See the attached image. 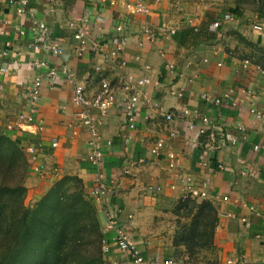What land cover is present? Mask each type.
<instances>
[{"label": "crops", "instance_id": "obj_1", "mask_svg": "<svg viewBox=\"0 0 264 264\" xmlns=\"http://www.w3.org/2000/svg\"><path fill=\"white\" fill-rule=\"evenodd\" d=\"M18 1L21 4L13 6L9 0H0V130L21 148L40 142L46 165L60 168L61 176L83 180L85 192L98 210L106 263L127 264L123 252L113 245V232L107 228V214L118 206L122 208L121 222H126L130 214L134 216L129 231L145 257L192 264L187 256L176 253L172 232L165 230V221L173 216L171 211L176 201L184 198V180L190 178L198 183L207 181L212 196L228 198L211 200L217 211L215 254L197 264H227L228 260H233V264H264V241L255 237L264 236V150H254L256 145L264 146V75L256 65L230 50L221 34L209 30L217 19L207 6H202L204 2L200 7L189 3L191 0H147L150 12L142 15L127 9V2L132 0ZM98 14L106 21L99 29H92L88 52L78 57L77 44L72 39L76 22ZM34 20L46 23L52 38L65 50V62L91 93L98 89L102 74L111 78L116 87L125 74L134 77L146 74L151 79L145 91L149 98L158 100L161 111L149 109L147 102H142L136 129L127 126L120 105L104 118L99 126L100 147L105 156L100 171L87 159L89 130L78 124V108L71 100L73 87L63 79L54 87L44 80L39 103V116L44 121L41 132L21 129V121L15 127H8L16 124L17 115L30 108L26 93L39 72L29 63L47 61L56 68L62 63L51 52L30 47L34 41ZM119 24L125 26L127 36L121 54L123 66L118 61H105L91 50L94 43L118 37L115 27ZM20 26L25 27L24 37L18 34ZM146 29L152 33H144ZM10 64L6 72L1 71ZM168 64L175 69L169 70ZM146 65L150 68L144 69ZM96 67L102 68L103 73H98ZM45 71L40 69L41 73ZM180 92L182 98L178 96ZM225 93L234 96L239 109L217 106L202 98L206 94L220 97ZM252 107L261 111L263 119L251 114ZM184 108L191 110L190 119H198L194 130L188 129L187 121L171 124L164 117ZM148 113L150 119L146 117ZM203 117H208L211 125L200 136ZM173 124L182 134L176 140L167 135ZM159 138L166 140L167 147L154 155L150 149ZM53 141H58L56 149L51 147ZM202 151L222 164L224 170L201 167ZM169 152L179 159L175 169L169 168L166 156ZM25 157L24 184L30 195L40 198L50 184L31 172L32 163L27 154ZM141 159L145 161L140 162ZM243 162L257 169L259 176L243 174ZM124 168L130 173L125 175ZM99 172L108 182H116L117 187L105 198L96 200L93 189ZM149 185H159L162 191L151 194L145 190ZM172 185L176 188L172 189ZM245 203L247 206L242 207ZM249 206L256 211L249 210ZM231 213L246 217L249 227L244 231L239 219L229 216ZM156 214L161 216L157 228Z\"/></svg>", "mask_w": 264, "mask_h": 264}, {"label": "built area", "instance_id": "obj_2", "mask_svg": "<svg viewBox=\"0 0 264 264\" xmlns=\"http://www.w3.org/2000/svg\"><path fill=\"white\" fill-rule=\"evenodd\" d=\"M90 1V0H87ZM9 3L13 6L21 4L18 0H9ZM112 4H114L112 2ZM126 7L132 14H142L146 15L150 12V8L147 0H132L128 1ZM234 19L232 14L224 15L220 20L214 21L209 30L213 33H216L219 27L223 23L230 22ZM106 21L105 17L101 14L96 15L94 18L83 17L79 22H76L77 26L75 27V31L73 33L72 39L76 42L77 46L75 49V53L78 57L85 56L88 52V46L91 43V32L94 28H100L102 24ZM34 41L32 47L37 51H49L52 55L57 56L61 59L62 63L59 68L53 67L49 62L44 61H34L30 62V66L38 71L36 78L30 83L26 96L30 100V108L28 112H23L19 115V121H21L23 127L21 129L26 130L31 133H39L44 129V121L39 116V103L42 97L44 80H48L50 86L54 87L57 85L61 79L69 82L73 87L72 93V103L78 108V112L76 113V120L78 124L85 126L89 130L90 137L88 139V160L89 162L100 171L101 166L104 163L105 156L100 147L101 143V134L99 131V126L101 121L108 117V115L118 106L120 105L123 116L126 119L127 126L130 129H136V121L138 115L141 110L142 102H147L146 107L149 109L159 110L161 111L158 100L153 97L149 98L148 93L145 91L146 87L151 84V79L148 75H143L141 77H134L130 74L123 75L120 80L118 86H114L113 81L107 75L102 74V68L96 67L98 73H101V78L99 81V87L94 92L91 93L89 91L88 85L85 83H81L80 80L75 75L74 71L68 66L65 62L64 57L65 50L63 46L59 42H56L52 36L49 27L45 22L34 20ZM75 26L74 24H72ZM254 31L262 32L263 25L260 23H256L254 26ZM18 34L21 37L26 35L25 27L20 26L18 29ZM115 32L119 34L118 37L110 38L104 43H94L91 46V50L100 54L105 61H116L119 62L121 66L124 65V61L122 60L121 54L123 51V45L127 40V36L125 35V26L123 24H119L115 27ZM174 33L173 31H171ZM146 34H151V30L146 29L144 31ZM164 55V54H161ZM122 60V61H121ZM248 63V61L246 62ZM169 70H174L175 66L172 64L167 65ZM11 68V64L1 68L2 72H6L7 69ZM45 68V72H40V69ZM148 65L145 66L144 69H149ZM120 89V91H119ZM246 92V91H244ZM248 93H251L250 90H247ZM180 98L183 97V93L180 92L178 95ZM202 98L205 101L210 102L211 104L217 106H226L230 108L239 109L240 105L237 100L234 99V96L231 93H225L220 97H213L210 95H203ZM64 107V106H63ZM251 114H253L256 119H263V114L261 111L257 110L255 107L250 109ZM191 110L188 108H184L176 114L168 113L165 114L164 117L167 122L173 123L174 121H187V127L189 130H194L196 122L198 119H190ZM147 119L151 118V114H147ZM200 121L204 125L201 130H199L198 134L204 135L207 130L210 128L211 122L208 117L200 118ZM34 130V131H33ZM167 135L170 139L176 140L181 138V131L177 126L170 125L167 131ZM235 142V140L233 141ZM192 147H195V144H191ZM51 147L56 149L58 147V141H53L51 143ZM166 146V140L163 138H159L155 143L151 146V153L157 155L163 150ZM263 149L264 146L256 145L254 146L255 151H259ZM25 152L28 153L31 165V171L42 181H52L53 178L59 175V168L52 166L49 167L45 164L43 159V150L41 144L33 145L28 144L24 149ZM167 159L169 162V168L175 169L178 165L179 159L177 155L173 152L167 153ZM144 159H141L140 162H144ZM199 163L203 168H212L217 170H224V166L222 164L214 162L206 151H202L199 156ZM242 173L251 177H258L259 172L253 166L242 163ZM125 175L129 174V169L125 168L123 170ZM179 178L180 175H177ZM180 179V178H179ZM117 183L108 182L103 175L99 172V175L95 181L94 189H93V198L95 199H103L106 194L110 193L112 189L115 187ZM172 189H175L176 186L172 185ZM209 183L207 181L195 182L190 178L184 180V191L190 198H202L205 200L209 199H219V200H228L227 197L221 198L220 196H212V194L208 191ZM146 191L151 194H159L162 191V187L159 185H149L146 188ZM247 204H243L242 207H246ZM249 210L255 212V207H250ZM112 212V213H110ZM107 214V228L113 231V241L116 247L122 251L126 257V261L129 264H173V260H163L161 261L159 258H148L145 257L138 246H136L135 241L133 240L131 233L129 231V227L132 226L134 216L128 215V219L126 222H121V208L118 206L113 211H110ZM230 217L238 218L242 224V229L245 231L249 225V220L244 216H239L236 213L229 214ZM256 238L264 241V236L261 234H256ZM227 264H233L232 260H228Z\"/></svg>", "mask_w": 264, "mask_h": 264}, {"label": "trees", "instance_id": "obj_3", "mask_svg": "<svg viewBox=\"0 0 264 264\" xmlns=\"http://www.w3.org/2000/svg\"><path fill=\"white\" fill-rule=\"evenodd\" d=\"M258 1L264 10V0ZM237 13L241 15L239 10ZM26 172L21 147L0 131V264H107L97 211L83 180L64 177L31 208L24 203ZM175 211L191 221L186 224L189 232L175 241L190 254L189 260L197 249L214 248L217 211L211 201L197 205L187 198ZM92 236L98 245L96 254L89 250L94 246ZM77 243L82 251L73 254Z\"/></svg>", "mask_w": 264, "mask_h": 264}, {"label": "rangeland", "instance_id": "obj_4", "mask_svg": "<svg viewBox=\"0 0 264 264\" xmlns=\"http://www.w3.org/2000/svg\"><path fill=\"white\" fill-rule=\"evenodd\" d=\"M199 1L200 0H191L189 3L193 2V3H196V6L200 5V7H201V3L204 2L202 6H204V7L207 6L208 11L213 13L217 20H220L226 14H232L234 16V19L232 21L227 22V23H223L219 27L217 32L223 36L222 40H224L225 43H228L227 45L230 46V50H232L234 53H236L239 57L247 59L252 64L256 65L258 67V69L261 71V73L264 75V10L261 11V9H260V5H259L260 1H258V0H201L200 2ZM237 10H239L241 12V15H239L237 13ZM234 12H236V13H234ZM257 22L263 25L262 32L254 31L253 28H254V26L256 25ZM224 36H225V39H224ZM110 62L115 63V61H110ZM22 113H20V114H22ZM19 115H17L18 117H17L16 124L15 123L14 124H9L8 125L9 128H12L13 126L15 127V126L18 125V123H19ZM39 143L40 142H37V143L36 142H31L29 144L39 145ZM26 146L24 148H21L23 153H24V155L25 154L28 155V153L23 150V149L26 148ZM87 159H88V155H87ZM58 170L60 172L58 176L53 178L52 181H46V183L50 184L49 185V189L47 190V192L58 181L62 180L66 176H70V175L61 176L62 172H61L60 168ZM72 187H75V184H72ZM116 187H117V184L115 185V187L112 189L111 192H113L116 189ZM46 193L43 196H41L40 198H37V197H35V195H30L29 192L27 191V195L25 197V202L24 203L28 207H31V208L35 207V205L46 195ZM186 193L187 192L184 191V194H185L184 198L176 201V204H179L180 201L182 202V201H185L187 198H190ZM108 194H106V196ZM87 197H88V195H87ZM216 197H217V195H215L214 198H216ZM191 199H193V198H191ZM194 200H196L197 205H198V203L201 204L200 200H205V199H202V198L198 197V198H195ZM211 200H217V199H213V198L209 199V201H211ZM93 205L95 206L94 203H93ZM176 206L171 211L173 216L170 215L169 216L170 218L165 221V230L172 232L173 240H174V247H175L176 253L185 255V256H187L189 258L190 254L185 252V248L184 247L178 248V246H176V244H175V241H176V239L180 238L184 234L186 235L189 232L188 230L190 229V227H188V225H186V224H189L191 221L189 219H187V218L180 217L177 214V212L175 211L176 210ZM95 208H96L97 216H98L97 207L95 206ZM119 208H121V207H119ZM114 209H116V208H114ZM121 211H122V208H121ZM196 212H197V208L194 210L192 218L196 214ZM110 213H112V212H110ZM121 214H122V212H121ZM158 218H161V216L158 217V215L156 214V217H155V220H154V225H155L156 228L159 226ZM100 227H101V225H100ZM150 227H152V226H150ZM110 231H112V230H110ZM101 232H102V230H101ZM103 238H104V235H103ZM92 240H93L92 244L94 243V246L91 249H89V250L93 251V254H96L95 250H96V248H98V245L96 243V239H95L94 236H92ZM204 240H208V237L205 238ZM103 244H104V239H103ZM113 245L116 247L114 241H113ZM136 246H138V245L136 244ZM81 251H82V249L80 248L79 244L77 243V247L75 248L73 254H77V253H79ZM102 251L104 253L103 247H102ZM73 254H72V259H73V256H74ZM214 254H215L214 248L197 249L196 254H194L192 256L190 261H191L192 264H197L200 261H203L205 258L206 259L208 257L209 258H213ZM0 256H1V254H0ZM159 259L161 261L164 260V259H161V258H159ZM127 264H129V263L127 262Z\"/></svg>", "mask_w": 264, "mask_h": 264}]
</instances>
